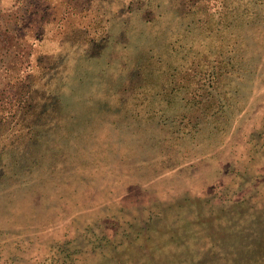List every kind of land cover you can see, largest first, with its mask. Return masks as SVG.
Masks as SVG:
<instances>
[{
  "label": "rangeland",
  "instance_id": "374dc122",
  "mask_svg": "<svg viewBox=\"0 0 264 264\" xmlns=\"http://www.w3.org/2000/svg\"><path fill=\"white\" fill-rule=\"evenodd\" d=\"M0 112V264H264V0H0Z\"/></svg>",
  "mask_w": 264,
  "mask_h": 264
},
{
  "label": "trees",
  "instance_id": "16d2710c",
  "mask_svg": "<svg viewBox=\"0 0 264 264\" xmlns=\"http://www.w3.org/2000/svg\"><path fill=\"white\" fill-rule=\"evenodd\" d=\"M0 116H2L4 119H6L5 115L1 112H0ZM77 261H78V263L81 261L80 257H77Z\"/></svg>",
  "mask_w": 264,
  "mask_h": 264
}]
</instances>
